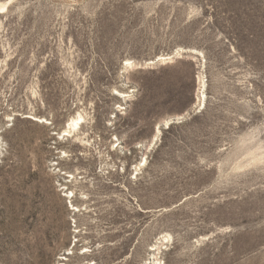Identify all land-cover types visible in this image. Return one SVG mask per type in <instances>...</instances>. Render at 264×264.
Returning a JSON list of instances; mask_svg holds the SVG:
<instances>
[{
    "label": "rangeland",
    "instance_id": "obj_1",
    "mask_svg": "<svg viewBox=\"0 0 264 264\" xmlns=\"http://www.w3.org/2000/svg\"><path fill=\"white\" fill-rule=\"evenodd\" d=\"M0 4V264H264V0Z\"/></svg>",
    "mask_w": 264,
    "mask_h": 264
},
{
    "label": "bare ground",
    "instance_id": "obj_2",
    "mask_svg": "<svg viewBox=\"0 0 264 264\" xmlns=\"http://www.w3.org/2000/svg\"><path fill=\"white\" fill-rule=\"evenodd\" d=\"M7 7H8V4H0V12H3V11H5L6 9H7ZM174 59V57L173 56H171V55H169V56H167V57H164V60L166 61V60H173ZM130 63V62H129ZM203 103V102H202ZM203 106V105H202ZM32 117V116H31ZM34 119H36L37 120V118H35V117H33ZM80 120V119H79ZM79 120H77V119H73L70 123H69V129H73V128H75V127H78L79 126ZM66 132L68 131V130H65ZM158 132L160 133V130H158ZM65 134H67V133H65Z\"/></svg>",
    "mask_w": 264,
    "mask_h": 264
},
{
    "label": "water",
    "instance_id": "obj_3",
    "mask_svg": "<svg viewBox=\"0 0 264 264\" xmlns=\"http://www.w3.org/2000/svg\"><path fill=\"white\" fill-rule=\"evenodd\" d=\"M174 59H177V57H176V56H174Z\"/></svg>",
    "mask_w": 264,
    "mask_h": 264
}]
</instances>
